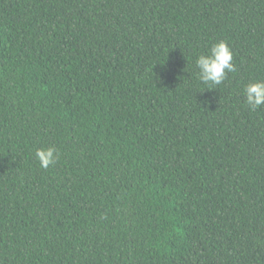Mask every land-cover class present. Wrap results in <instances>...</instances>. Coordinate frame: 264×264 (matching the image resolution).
<instances>
[{
	"label": "trees",
	"instance_id": "16d2710c",
	"mask_svg": "<svg viewBox=\"0 0 264 264\" xmlns=\"http://www.w3.org/2000/svg\"><path fill=\"white\" fill-rule=\"evenodd\" d=\"M253 81L264 0H0V264H264Z\"/></svg>",
	"mask_w": 264,
	"mask_h": 264
},
{
	"label": "clouds",
	"instance_id": "9594fccd",
	"mask_svg": "<svg viewBox=\"0 0 264 264\" xmlns=\"http://www.w3.org/2000/svg\"><path fill=\"white\" fill-rule=\"evenodd\" d=\"M233 49L228 41L220 40L216 42L207 53H201L196 61L197 79L209 89H214L222 84L230 73L236 72L234 64ZM245 105L252 111H256L264 106V81H253L244 87ZM40 166L47 169L54 165L59 157V152L55 147L39 149L36 153Z\"/></svg>",
	"mask_w": 264,
	"mask_h": 264
}]
</instances>
